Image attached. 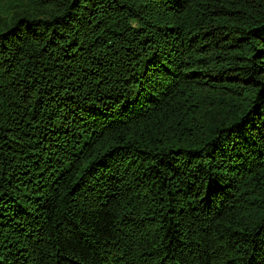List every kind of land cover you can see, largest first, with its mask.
Listing matches in <instances>:
<instances>
[{
	"label": "trees",
	"instance_id": "trees-1",
	"mask_svg": "<svg viewBox=\"0 0 264 264\" xmlns=\"http://www.w3.org/2000/svg\"><path fill=\"white\" fill-rule=\"evenodd\" d=\"M0 264H264V0H0Z\"/></svg>",
	"mask_w": 264,
	"mask_h": 264
}]
</instances>
